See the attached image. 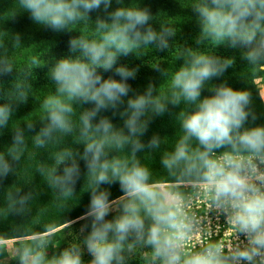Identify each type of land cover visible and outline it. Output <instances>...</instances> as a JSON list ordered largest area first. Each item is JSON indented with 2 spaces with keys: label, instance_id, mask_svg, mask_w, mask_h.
I'll list each match as a JSON object with an SVG mask.
<instances>
[{
  "label": "clouds",
  "instance_id": "1",
  "mask_svg": "<svg viewBox=\"0 0 264 264\" xmlns=\"http://www.w3.org/2000/svg\"><path fill=\"white\" fill-rule=\"evenodd\" d=\"M112 3L13 0L7 10L6 20L27 12L53 32L84 25L93 33L71 37L68 54L43 66L55 89L43 99L42 115L11 125L18 107L31 97L33 70L18 69L8 41L0 39V77L15 73L7 87L0 83V135L9 126L12 130L11 144L0 151V186L17 174L31 145L47 152L33 174L43 178L60 207L76 199L75 207L84 192L89 194L78 218L86 221L82 239L49 255L47 241L37 238L18 250L17 264H131L137 252L147 264H264V124L255 123L252 91L221 79L235 67L236 57L217 53L224 47L239 52L250 67L264 66V0H193L190 10L200 28L196 46L181 44L171 74L160 64L151 66L162 79L170 75L165 92L152 82L142 92L133 89L129 80L139 68L120 58L143 57L146 49L170 51L176 28L168 22L154 28L155 16L139 0H116L118 6L110 10ZM100 11L104 15L93 20L90 14ZM21 44L20 35L12 33L11 46ZM205 91L209 94L202 95ZM107 111L111 117L102 115ZM166 113L179 126L174 144L162 148L159 134L145 142L150 123ZM116 116L121 126L113 123ZM157 152L170 188L188 185L197 196L203 193L206 208L225 218L234 237L231 247L223 242L186 246L199 234L198 220L183 211L182 193L164 192L153 179L144 156ZM114 185L121 194L112 198ZM33 197L32 191H9L7 211L23 213ZM85 253L91 257L87 261Z\"/></svg>",
  "mask_w": 264,
  "mask_h": 264
},
{
  "label": "trees",
  "instance_id": "2",
  "mask_svg": "<svg viewBox=\"0 0 264 264\" xmlns=\"http://www.w3.org/2000/svg\"><path fill=\"white\" fill-rule=\"evenodd\" d=\"M136 0H125V3H135ZM141 6L150 8L152 14L155 16L153 27L157 29L159 23L168 22L176 28L177 37L172 44V48L168 52L154 51L153 49H146L143 51V57L137 58L134 54L127 57H121L120 63L127 64L129 67H138V73L134 80H129L130 85L137 91H143L146 85L150 82L160 85L162 92L167 91L168 87L165 86L166 80L170 77L162 79L151 66L160 64L165 68L169 74L175 71L177 67L176 55L177 49L181 44H187L195 47V37L200 31L199 24L197 23L195 14L190 10L193 0H139ZM13 0H0V39L8 41L7 51L18 69H24L26 66L31 67L32 76L31 81L33 87L31 89L30 98L26 104L18 107L19 110L31 112L35 108L40 111L39 118L42 115L40 105L43 99L51 94L55 85L46 78V69L43 66L51 62L52 57H60L68 54V41L71 37L79 35V32L86 36H91V26L80 25L76 27V31L72 32H53L51 29L42 27L35 24L30 14L23 12L18 14L15 18L6 20L8 17L7 10L12 6ZM116 0H113L112 9L117 7ZM103 16L104 13L92 12L91 18L95 20L96 16ZM13 34H19L21 37V45L11 46V37ZM32 48H38L36 64H31V59L26 62H19V56ZM210 51L212 49H209ZM217 53L222 56L234 55L236 57V65L233 69H229L225 74L227 83L235 89L248 88L252 91L254 97V110L257 113L258 119L256 124H264V101H261L258 94V89L255 80L264 75V70L261 67H250L240 59V54L237 51L220 47ZM36 54V53H35ZM15 73L0 77V83L7 84L13 79ZM105 78L112 75V73H103ZM119 78V77H115ZM219 83L220 80L213 81ZM262 91V90H261ZM205 91L202 95H208ZM131 95V93H130ZM260 95L262 96L261 92ZM90 107V105H85ZM179 109H172L173 112ZM102 115L112 116L111 111L102 113ZM113 123L117 126L122 125V120L116 116L113 118ZM23 126V125H22ZM39 124L36 125L38 130ZM32 133H29L31 135ZM153 134H159L163 137L165 145L162 148H170L180 134L178 123L171 115L165 114L163 117H156L151 123L148 132L142 138L145 142L151 138ZM12 142V130L3 132L0 135V151L5 146ZM48 151H54V148H49ZM82 151V148H81ZM47 159V152L45 150L34 149L29 145V152L26 159L23 161L20 169L16 175H9L4 180L3 185L0 186V242L26 238L23 241L14 242L17 250L25 246L33 244L37 238H44L47 241L46 251L49 255L62 248H56L55 245L60 243L62 235L70 230L76 235L71 238V241H63L62 244L66 247L73 242H77L83 237L80 231L81 227L86 223L84 220L78 218L85 211L88 202L89 194L84 192L79 200V203L73 207L77 200L73 199L68 202L67 208H62L58 205L55 195L47 187L43 178L33 174L35 164L41 160ZM160 153L146 154L144 156L145 164L152 170L153 179L158 185H165L160 187L164 192H183L182 187L172 189L169 187L171 178L162 170L160 164ZM81 168L84 169L83 162ZM83 186V177L77 185V192H80ZM15 189H24V191H32L34 197L30 204L23 213L17 214L16 212L7 211L8 201L6 199L7 193ZM112 198L119 196V186L114 185L111 188ZM111 218V215L108 217ZM69 222H73L68 225ZM68 225V226H66ZM65 226L62 229L61 227ZM59 229V230H57ZM57 230V231H56ZM54 231V232H53ZM49 232H53L48 234ZM47 234V236H44ZM69 237V236H68ZM17 257V256H16ZM16 257H9L6 246L0 247V264H17ZM91 257L85 253L84 259L87 261ZM131 264H147L143 252L133 254Z\"/></svg>",
  "mask_w": 264,
  "mask_h": 264
},
{
  "label": "built area",
  "instance_id": "3",
  "mask_svg": "<svg viewBox=\"0 0 264 264\" xmlns=\"http://www.w3.org/2000/svg\"><path fill=\"white\" fill-rule=\"evenodd\" d=\"M159 186L163 187L165 185ZM182 188V194L185 196L187 203L183 211L189 215L194 213L199 227V234L194 240L186 242V246L199 248L203 244L223 242L226 246L231 247L234 243V237L225 222V218L218 212L206 208L203 203V193L197 196L196 191L190 186L184 185Z\"/></svg>",
  "mask_w": 264,
  "mask_h": 264
},
{
  "label": "rangeland",
  "instance_id": "4",
  "mask_svg": "<svg viewBox=\"0 0 264 264\" xmlns=\"http://www.w3.org/2000/svg\"><path fill=\"white\" fill-rule=\"evenodd\" d=\"M157 29H159V27H157ZM37 51H39L38 50V48H32V49H30V50H27V51H25L23 54H22V56H19L18 57V59L20 60L19 62H26V59L28 60V61H30L31 59H34V57L36 58V55H37ZM36 53V54H35ZM35 60V59H34ZM261 69L262 70H264V66H262L261 67ZM255 84H256V87H257V89H258V92H259V95H260V92H261V94H262V96H264V75L261 77V78H259V79H256L255 80ZM169 85H170V77L166 80V83H165V86L166 87H169ZM262 90V91H261ZM38 114H40V111L37 109V108H35L33 111H31V112H25V111H23V110H19V109H17L16 110V112H15V114H14V116H13V118H12V121H10V125H11V123L13 122V121H17V120H21L22 121V119H23V117H25V116H27L28 115V117L27 118H37L38 117ZM8 131H11V126H9L8 128H6V129H4L3 130V132H8ZM72 224V223H71ZM69 225V224H68ZM68 225H66V226H68ZM65 226H63V227H61V228H59V229H62V228H64ZM59 229H57V230H59ZM56 230V231H57ZM54 232V231H53ZM53 232H49L48 234H50V233H53ZM44 236H47V234H44L43 235V237ZM69 236V237H68ZM71 238H74L73 240L75 241V239H76V235L74 234V232L72 231V230H70V231H68L67 233H66V235H62V240H61V242L60 243H58V244H56L55 245V247L56 248H62V247H65L63 244H62V242L64 241H71L72 239ZM26 238H21V239H16V240H10V241H4V242H0V245H2V246H6L7 247V250H8V253H9V257L11 258V257H16L17 256V253H18V250H17V248H15V245H14V242H17V241H23V240H25ZM62 246V247H61Z\"/></svg>",
  "mask_w": 264,
  "mask_h": 264
}]
</instances>
